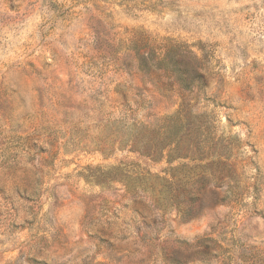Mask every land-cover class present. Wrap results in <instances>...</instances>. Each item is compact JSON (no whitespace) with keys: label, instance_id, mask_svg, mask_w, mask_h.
<instances>
[{"label":"rangeland","instance_id":"rangeland-1","mask_svg":"<svg viewBox=\"0 0 264 264\" xmlns=\"http://www.w3.org/2000/svg\"><path fill=\"white\" fill-rule=\"evenodd\" d=\"M0 264H264V0H0Z\"/></svg>","mask_w":264,"mask_h":264},{"label":"trees","instance_id":"trees-1","mask_svg":"<svg viewBox=\"0 0 264 264\" xmlns=\"http://www.w3.org/2000/svg\"><path fill=\"white\" fill-rule=\"evenodd\" d=\"M153 52V50H152ZM155 53V52H153ZM136 59L137 61H140V59H143V56H140L136 53ZM176 58V59H175ZM157 57L150 58L151 66L155 67L158 69L162 64L167 66H181V67H186L182 69V73H178V82L181 84L183 87H192L194 85V77H185L186 75L188 76V73L193 72L196 76L201 78L203 75L201 74L202 67L196 58V56L189 52H179V50L171 48L169 49L161 59L157 61ZM184 76V77H182ZM195 76V77H196Z\"/></svg>","mask_w":264,"mask_h":264}]
</instances>
